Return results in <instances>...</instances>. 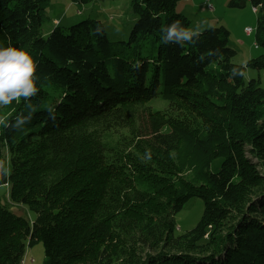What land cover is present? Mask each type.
<instances>
[{
    "label": "trees",
    "instance_id": "1",
    "mask_svg": "<svg viewBox=\"0 0 264 264\" xmlns=\"http://www.w3.org/2000/svg\"><path fill=\"white\" fill-rule=\"evenodd\" d=\"M178 1L131 0L123 41L90 17L54 19L44 35L50 0H0V46L30 51L40 89L25 132L0 128L12 169L0 178V264H21L37 242L42 264H264V87L230 76L240 64L222 25L194 44H162L161 27H190ZM228 1L251 3L264 46V0ZM215 48L221 55L207 57ZM246 67L264 70V54ZM154 98L167 106L153 109ZM192 197L202 216L177 233ZM22 205L31 223L10 208Z\"/></svg>",
    "mask_w": 264,
    "mask_h": 264
},
{
    "label": "rangeland",
    "instance_id": "2",
    "mask_svg": "<svg viewBox=\"0 0 264 264\" xmlns=\"http://www.w3.org/2000/svg\"><path fill=\"white\" fill-rule=\"evenodd\" d=\"M131 0H91L87 3H77L70 0H50L46 10V18L42 24L45 35L53 27V20L58 19L63 24L71 21H80L84 18H94L102 22L111 40H126L131 29L135 15L130 8ZM175 10L183 11L190 20V27L201 20H207L210 25L226 27L229 31V45L236 50L233 61L242 64L249 58H255L264 54V46L255 43L257 25V13L249 1L242 7L229 5L228 0H179ZM251 27L252 32L247 34L246 28ZM144 47L143 51H146ZM142 51V53H143ZM245 81L251 78H259L260 85L264 87V70L245 68ZM153 109H163L167 102L159 98L150 101ZM220 158H215L210 169L216 171L220 164ZM7 187H0V194L6 199ZM203 201L199 197L190 198L183 208L176 213L175 221L177 233H183L193 228L199 222L203 213ZM12 211L23 215L30 223L34 217L25 205L22 207H10ZM29 253V254H28ZM44 250L41 242L26 247L21 264H42Z\"/></svg>",
    "mask_w": 264,
    "mask_h": 264
},
{
    "label": "clouds",
    "instance_id": "3",
    "mask_svg": "<svg viewBox=\"0 0 264 264\" xmlns=\"http://www.w3.org/2000/svg\"><path fill=\"white\" fill-rule=\"evenodd\" d=\"M213 30V26L207 20H201L192 27L185 26L179 19L161 27L160 40L162 44H178L181 47L185 43L194 44L205 31ZM221 55L219 48L209 49L207 57ZM206 56L200 57L203 62ZM250 59V58H249ZM245 60L240 65H233L229 69L232 78L244 77L247 65ZM140 67L139 64L136 65ZM37 62L25 48L14 46H0V108L8 107L15 102L19 104L22 100L28 101L25 108L14 116L11 113L0 114V128L11 129L17 132H25V126L31 123L37 107L30 103L35 97L39 88L37 86L38 77L36 75ZM49 119L56 120L55 107L47 106ZM150 150H146V158H150ZM10 162L7 159H0V178L8 177L11 174Z\"/></svg>",
    "mask_w": 264,
    "mask_h": 264
},
{
    "label": "built area",
    "instance_id": "4",
    "mask_svg": "<svg viewBox=\"0 0 264 264\" xmlns=\"http://www.w3.org/2000/svg\"><path fill=\"white\" fill-rule=\"evenodd\" d=\"M254 10H255V8H254ZM251 32H252V28H251V27H247V28H246V33L249 34V33H251Z\"/></svg>",
    "mask_w": 264,
    "mask_h": 264
},
{
    "label": "crops",
    "instance_id": "5",
    "mask_svg": "<svg viewBox=\"0 0 264 264\" xmlns=\"http://www.w3.org/2000/svg\"><path fill=\"white\" fill-rule=\"evenodd\" d=\"M29 254V253H28Z\"/></svg>",
    "mask_w": 264,
    "mask_h": 264
}]
</instances>
